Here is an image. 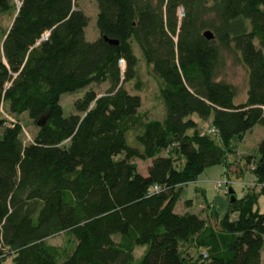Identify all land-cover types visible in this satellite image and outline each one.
<instances>
[{
  "label": "trees",
  "instance_id": "obj_1",
  "mask_svg": "<svg viewBox=\"0 0 264 264\" xmlns=\"http://www.w3.org/2000/svg\"><path fill=\"white\" fill-rule=\"evenodd\" d=\"M18 1L0 0V11L15 9L0 44V112L28 113L38 131L26 143L0 114V264H134L137 246L136 264H264L254 208L264 137L256 162L246 156L259 192L246 193L237 219L175 211L185 185L229 151L198 132L195 115L225 146L264 125V0H96L95 41L75 0ZM225 51L246 67L245 100L221 77ZM140 59L160 80L161 119L125 86ZM104 82L106 93L86 91L64 115L62 94ZM136 159H152L147 174ZM60 233L64 244L48 242Z\"/></svg>",
  "mask_w": 264,
  "mask_h": 264
},
{
  "label": "rangeland",
  "instance_id": "obj_2",
  "mask_svg": "<svg viewBox=\"0 0 264 264\" xmlns=\"http://www.w3.org/2000/svg\"><path fill=\"white\" fill-rule=\"evenodd\" d=\"M78 7L82 8L89 16V25L86 28V38L89 41H95L100 37L98 29V13L99 8L96 0H75ZM16 4H19L18 0H15ZM182 14V11H180ZM15 15V9L10 12L0 11V44L2 34L9 28ZM258 45V40H255ZM136 53L141 55L142 51L137 43H135ZM264 52V49H263ZM224 57L226 60V68L223 71L222 79L234 84L237 88L236 101L240 99H246V83L247 72L246 67L243 66L236 58L235 55L225 51ZM125 68V64H123ZM139 85V86H137ZM125 86L131 93L139 94L142 97L141 112L148 113L149 118H163L165 114L164 105L159 97L160 80L157 74L154 72L153 67L148 65L144 59H140L138 65V76L136 80L125 83ZM139 87V88H138ZM110 88L109 82L93 83L87 88H83L74 92H67L61 96V105L64 109V115L69 116L75 113V101L82 98L86 91L94 90L96 94L102 95L106 93ZM1 117H6L8 125L19 124L22 129V137L26 143L33 141L38 131L37 124L30 118L28 113L21 115L12 114L7 106L3 107L0 112ZM198 132L206 133L213 138L216 143L225 148L227 152L224 160L215 166H211L203 170L195 181H192L185 185L180 199L177 201L175 211L178 213H185L191 211L194 213H209V206L214 205L211 214L213 220L218 222L228 212L230 218L234 219L237 215L239 217L240 212L236 209L238 204L246 198L248 191L253 192L255 188L249 189L253 185L255 175L250 168V164L246 161V156L252 154L254 161L258 159V143L264 137V125L257 124L251 130L246 132L244 138L234 136L228 146H225L221 138L214 134L209 133L212 124L209 119H201L197 115ZM196 128H192L188 131V134L193 136L196 134ZM139 165V170L143 174L148 173V165L152 163V159L140 160L136 159ZM179 161V160H178ZM180 162V161H179ZM239 169H242L240 172ZM239 170V171H238ZM225 175H228L224 182V188L222 190L217 189L216 184L224 180ZM233 187V195L237 199L233 204L231 202V193L229 192ZM226 190V193H224ZM230 194V195H229ZM191 199L193 205H189L188 201ZM233 205V206H232ZM258 209L257 204L254 206ZM203 211V212H202ZM205 211V212H204ZM260 211V210H259ZM213 222V221H211ZM65 234L60 233L48 239V242L54 245H62L65 241ZM146 246H137L135 249V255L137 260L145 252ZM136 260V263H137ZM134 263V264H136Z\"/></svg>",
  "mask_w": 264,
  "mask_h": 264
},
{
  "label": "crops",
  "instance_id": "obj_3",
  "mask_svg": "<svg viewBox=\"0 0 264 264\" xmlns=\"http://www.w3.org/2000/svg\"><path fill=\"white\" fill-rule=\"evenodd\" d=\"M240 170V172H242V169H239ZM238 170V171H239ZM185 188V187H184ZM252 188H255L254 189V191L255 192H259V188L257 187V186H255V180H254V183H253V185L252 186H250L249 187V189H252ZM190 205H193V201H192V203L190 204ZM257 207H258V210H260L259 212H261V213H264V196L263 195H259L258 196V200H257ZM209 208H210V211H209V213L207 212H205V214H211L212 213V211H213V208H214V205L212 204V206H209ZM203 212V211H202ZM238 217H237V215L234 217V219H237Z\"/></svg>",
  "mask_w": 264,
  "mask_h": 264
},
{
  "label": "built area",
  "instance_id": "obj_4",
  "mask_svg": "<svg viewBox=\"0 0 264 264\" xmlns=\"http://www.w3.org/2000/svg\"><path fill=\"white\" fill-rule=\"evenodd\" d=\"M209 133L217 134L218 133V129L216 127L212 126L211 129H209ZM225 180H227V179L224 178V180H222L220 182H217V184H216L217 189L222 190L224 188V184L223 183L226 182ZM224 193H226V190H225Z\"/></svg>",
  "mask_w": 264,
  "mask_h": 264
},
{
  "label": "water",
  "instance_id": "obj_5",
  "mask_svg": "<svg viewBox=\"0 0 264 264\" xmlns=\"http://www.w3.org/2000/svg\"><path fill=\"white\" fill-rule=\"evenodd\" d=\"M204 35L208 38V39H212L213 37H214V35H213V33L211 32V31H206L205 33H204ZM106 39H108L111 43H115V44H118L119 43V41H115V40H111V39H109V38H106ZM230 193H231V195H233V193H234V191L233 190H230ZM235 197H234V195H233V197H232V201H235Z\"/></svg>",
  "mask_w": 264,
  "mask_h": 264
}]
</instances>
